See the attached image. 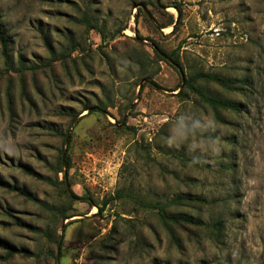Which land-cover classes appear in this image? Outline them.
<instances>
[{
  "label": "rangeland",
  "instance_id": "rangeland-1",
  "mask_svg": "<svg viewBox=\"0 0 264 264\" xmlns=\"http://www.w3.org/2000/svg\"><path fill=\"white\" fill-rule=\"evenodd\" d=\"M139 1L0 0L13 59L26 66L59 59L45 71L6 74L0 47V240L43 255L5 260L0 249V264H53L44 256L54 250L49 231L63 239L58 264H264V0H161L160 10L148 7L151 24ZM83 19L107 38L86 32ZM157 21L173 24L159 34ZM147 38L178 52L185 79L203 72L243 80L240 92L198 85L242 112H214L192 94L178 98L180 76L150 62ZM71 42L79 46L66 57ZM146 77L160 88L146 87ZM86 106L106 111L91 114ZM181 116L188 124L214 121L197 135L217 139L220 152L169 145ZM61 150L71 159L69 195L76 198L72 218L60 224L53 210L66 205L56 174ZM118 192L127 197L117 199ZM179 195L204 201L177 209L201 228L169 232L129 199L165 204ZM217 221L219 237L205 228Z\"/></svg>",
  "mask_w": 264,
  "mask_h": 264
},
{
  "label": "trees",
  "instance_id": "trees-1",
  "mask_svg": "<svg viewBox=\"0 0 264 264\" xmlns=\"http://www.w3.org/2000/svg\"><path fill=\"white\" fill-rule=\"evenodd\" d=\"M140 4V7L138 8V13L142 14V16L145 18L146 21H148L151 24V20H154V16L149 14L148 7L154 6L158 10H160V6L163 7L161 0H141L138 2ZM144 7V8H143ZM177 12L181 13V8L179 6H175ZM155 21V20H154ZM82 25L85 27L86 32L95 30L100 33L103 41L107 38L108 34L104 31L102 27H99L93 20H87L83 19L81 21ZM158 24V21H157ZM173 22H171L168 25H161L158 24L157 27H154L156 32H159V30L166 28L168 26H171ZM176 24V23H175ZM174 24V26H175ZM137 33V40L134 39V42L140 46V41L138 39H143L142 36ZM112 37V36H111ZM45 43L46 38H43ZM148 41L151 42V49L153 51V58L151 57V63L157 62V63H165L169 67H171L179 76L183 73V64L181 62L180 56L176 50L166 52L164 49H162L154 40L151 38H147ZM12 42L10 41L9 36L7 35L5 28L2 26V22L0 19V47H1V55L3 57L4 67H5V73H24V72H30V73H36L37 71H45L48 68H50L57 60L58 58H54L50 60L49 62L43 63V64H34L30 66H26L22 58L19 57L16 61L11 56V50H10V44ZM79 46V44L75 42H71L70 48L67 50L68 54L66 57H70L71 53L73 51H76V48ZM2 75V73H0ZM147 85L146 87H153L159 89L160 87L156 82L152 80V78L146 77ZM214 84L217 87L226 90L227 92H240L245 87V82L243 80H235V79H227L217 74L212 73H203V72H196L193 75H190L187 79H184V84L181 89L182 81L180 77V84L178 86V90H180L177 94V97L180 99H186L188 94L195 95L198 99H200L205 105H207L209 108L213 109L214 112L219 113L221 110L222 112H232V113H241L242 112V106L239 103H236L231 100H226L224 98H219L211 94L210 92H207L206 89L203 87H199V84ZM84 111H89V113H103L105 112V108L102 106H96L93 108H90L86 106ZM218 117V115H216ZM71 121H74L77 119L78 115H72ZM222 123H225L223 120ZM123 126L125 127V122H123ZM129 130H133V128H128ZM63 142L66 143L67 135L66 133L62 134ZM71 139H69L68 142H70ZM64 152L61 150V156L57 163L56 168V174L61 173L63 175V180L60 182L63 187V193L66 198L65 206L59 207L55 210H53V217L56 221H58V218L60 220V224L63 223L65 220H68L72 218V214L70 213V210L72 209V205L74 203V200L76 196H73L75 198H70L69 193L72 194L71 191V183L69 181V171L72 167L71 159L68 155V152L65 155V158L63 159ZM38 177V176H37ZM67 186L69 187V190H67ZM2 187L5 189L15 192L30 201L40 203L36 198L32 197L29 193H27L24 190L18 189L16 187L9 186L7 184H3ZM120 192L117 193L116 197L117 199L122 198L124 195H119ZM73 195V194H72ZM129 195V194H127ZM127 197V196H124ZM129 199L133 200L135 204H137L140 208L150 211L152 213H155L161 222V224L167 229L169 232H171L169 229L170 227L178 228L182 225H193L197 228H201L203 226V222L201 220H197L195 218H192L188 216L186 213H182L180 211H177V209L181 205H187L189 203L196 204L204 202L201 198L193 197L191 195H179L175 198H173L171 201L165 203V204H155L152 202H149L145 200V198L138 197V196H129ZM88 202L92 201V198L88 197L86 198ZM107 202H104L103 207H105ZM103 208H99V212L102 213ZM52 220L55 224V220ZM59 222V221H58ZM68 225V224H67ZM66 226H64V229H66ZM17 226L22 227V224L19 223ZM213 235L216 237H219L221 235V232L223 231V224L220 221L215 222L211 226H205ZM47 241L51 244V247L54 248V250H49L44 256L46 259H49L52 261L53 264H58L57 261L62 257V245H63V239L60 240V236L54 233H51L50 231L46 233ZM0 249L5 252V256L2 257V259H10L15 256H22L25 259H31L33 257L40 259L43 255H36L33 256L29 251L27 250H20L12 245H10L8 242H5L3 240H0Z\"/></svg>",
  "mask_w": 264,
  "mask_h": 264
},
{
  "label": "clouds",
  "instance_id": "clouds-1",
  "mask_svg": "<svg viewBox=\"0 0 264 264\" xmlns=\"http://www.w3.org/2000/svg\"><path fill=\"white\" fill-rule=\"evenodd\" d=\"M214 121H202L195 119L192 124L186 122V118L181 116L178 120V125L172 127V137L169 138L168 144H175L177 147L180 145H187L189 150L201 152H220L219 141L214 138L201 137L197 135V130L200 128H212ZM193 164L200 163L199 159L193 160Z\"/></svg>",
  "mask_w": 264,
  "mask_h": 264
},
{
  "label": "water",
  "instance_id": "water-1",
  "mask_svg": "<svg viewBox=\"0 0 264 264\" xmlns=\"http://www.w3.org/2000/svg\"><path fill=\"white\" fill-rule=\"evenodd\" d=\"M177 21V20H176ZM180 77H181V81H182V86H183V84H184V75H183V73L180 75ZM68 141H69V135L67 136V140H66V146L68 145ZM65 158V155H63V159ZM57 262H59V261H57Z\"/></svg>",
  "mask_w": 264,
  "mask_h": 264
}]
</instances>
